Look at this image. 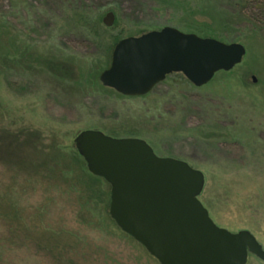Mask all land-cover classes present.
<instances>
[{
	"label": "rangeland",
	"instance_id": "obj_1",
	"mask_svg": "<svg viewBox=\"0 0 264 264\" xmlns=\"http://www.w3.org/2000/svg\"><path fill=\"white\" fill-rule=\"evenodd\" d=\"M165 27L246 57L201 88L181 74L144 97L101 83L113 39ZM87 130L202 172L213 222L264 248V0H0V264H161L112 219L110 184L76 149Z\"/></svg>",
	"mask_w": 264,
	"mask_h": 264
},
{
	"label": "water",
	"instance_id": "obj_2",
	"mask_svg": "<svg viewBox=\"0 0 264 264\" xmlns=\"http://www.w3.org/2000/svg\"><path fill=\"white\" fill-rule=\"evenodd\" d=\"M107 28L115 15L103 19ZM100 81L127 97H143L179 73L196 88L242 63L246 48L181 32L174 27L122 39ZM257 82L256 77L253 78ZM76 149L90 172L111 186L110 214L123 232L161 264H247L264 250L250 231L218 227L199 197L205 175L182 160L156 156L141 139H117L97 130L81 132Z\"/></svg>",
	"mask_w": 264,
	"mask_h": 264
},
{
	"label": "trees",
	"instance_id": "obj_3",
	"mask_svg": "<svg viewBox=\"0 0 264 264\" xmlns=\"http://www.w3.org/2000/svg\"><path fill=\"white\" fill-rule=\"evenodd\" d=\"M234 2H241V1H243V0H233ZM244 1H246V0H244ZM247 1H249V0H247ZM86 15L85 14H83V13H76V15L73 17V18H75L74 20H76V21H78V25H80L83 29H84V32H85V34H87V31H89V33H93L92 31H91V28H92V23H91V21H89L88 19L86 20ZM115 25V24H114ZM143 34H145V33H141L140 35H135L134 33H131L130 35H129V37L130 36H136V37H140L141 35H143ZM124 38V37H123ZM122 37H116L115 39H113V41H114V44L116 45L118 42H120V40L121 39H123ZM114 45V46H115ZM114 48V47H113Z\"/></svg>",
	"mask_w": 264,
	"mask_h": 264
},
{
	"label": "flooded vegetation",
	"instance_id": "obj_4",
	"mask_svg": "<svg viewBox=\"0 0 264 264\" xmlns=\"http://www.w3.org/2000/svg\"><path fill=\"white\" fill-rule=\"evenodd\" d=\"M249 255H248V262H247V264L249 263ZM252 256H254L255 258H257L255 255H252ZM257 259H260V258H257ZM260 260L263 261L262 259H260Z\"/></svg>",
	"mask_w": 264,
	"mask_h": 264
}]
</instances>
